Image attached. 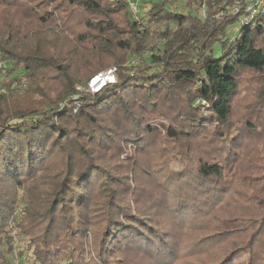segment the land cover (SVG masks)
I'll return each mask as SVG.
<instances>
[{
	"label": "trees",
	"instance_id": "obj_1",
	"mask_svg": "<svg viewBox=\"0 0 264 264\" xmlns=\"http://www.w3.org/2000/svg\"><path fill=\"white\" fill-rule=\"evenodd\" d=\"M247 1L207 0L204 16L203 0H152L140 7L141 26L125 0H0L4 10L23 8L18 16L5 11L0 25V242H12L16 227L28 239V264H111L126 249L158 259L173 252L156 209L184 220L200 195L207 206L233 193L225 158H197L191 143L236 139L230 116L243 69L259 73L264 86V15L236 31L231 12ZM78 9L95 16L87 20L90 33L75 40L65 26ZM81 43L91 45L86 59ZM111 66L115 81L87 90ZM157 137L188 143L172 165L157 169L158 204L140 195L127 171L112 173L102 155L123 143L143 150ZM245 181L264 194V176L250 173ZM257 199L248 264L253 246L264 255V195ZM89 233L91 260L84 256ZM8 263L0 253V264Z\"/></svg>",
	"mask_w": 264,
	"mask_h": 264
},
{
	"label": "rangeland",
	"instance_id": "obj_2",
	"mask_svg": "<svg viewBox=\"0 0 264 264\" xmlns=\"http://www.w3.org/2000/svg\"><path fill=\"white\" fill-rule=\"evenodd\" d=\"M136 1L142 8V12L146 10L144 6H149L152 2V0ZM22 10L23 8L7 10L0 8V25H2L5 11L17 13L18 16L22 14ZM78 10L74 19L65 26L75 40H77V35L80 32L90 33L87 20L95 16L94 14L89 15L81 9ZM191 14L196 15L197 13L192 11ZM227 34L231 38L237 35L234 26L228 30ZM84 46L79 51L81 59L82 57L86 59L91 56L90 43H86ZM214 55L217 57L221 55L220 43L216 44ZM4 60L6 59L0 53V62L4 63ZM7 64L9 65V62ZM78 65L80 66V63ZM112 67L114 66L103 71H107ZM259 76V73L247 69H243L239 76L238 89L232 101L229 128L230 132H234L232 137H236L234 141H227V143L217 141L206 144L205 140L201 139V141L192 140L191 143V146L199 148L192 152L197 158L206 156L207 152H212L214 156L217 155L219 158L220 156L225 158V162L230 168V176L234 171L233 176H231L233 184L235 183L233 193L224 197L217 205L208 204L209 202H207V206L201 203V197L203 196L200 195L201 197L193 200V205H191L189 213L187 211L188 216L184 220L175 218L168 209H165V206H160L159 210L156 209V221L167 232L169 242L173 245V252H165V256L158 259L142 250L126 249L122 253H115L109 259L111 264H214L215 262H221V264H248L250 262L249 248L245 243L253 231L251 226L253 218L250 217L249 212L250 209H253V205L258 200L257 198L264 195H258V190L253 187H245L247 184L245 179H247L248 174L255 173L261 178L264 176V96L262 94L264 86ZM91 79L88 82L87 90L94 91L90 87ZM2 80L3 76L0 79L1 83ZM154 118H156V112L150 120L154 121ZM249 123L253 124V127L247 125ZM248 127L250 130H247ZM243 135L246 138L243 139L241 146L240 144L237 145L239 148L235 151L236 148H232L230 144L236 143L238 136L242 138ZM187 144L183 141H167L157 137L153 139L149 148L143 150L139 147L135 148V144L123 143L121 149H105L102 155L105 157L106 165L114 166L112 173L123 174L124 171H127L124 176L128 182L137 187L140 195L152 202L156 201L155 203L158 204L164 198V193L162 187L157 185L160 177L157 169L161 168V165H166V163L172 165L174 162L171 161H174L173 159L176 158L177 153L183 152L182 148L186 147ZM125 158H129V160ZM195 161L197 160L195 159ZM188 164L194 165L195 163L189 162ZM261 183L262 181L258 182V184ZM191 193L196 197L195 191L191 190ZM194 203L202 206L194 208ZM16 213V216H19L20 211ZM251 213H253V210ZM9 234L13 236L14 240L12 242L6 240L0 242V253L8 259V264H28L30 262L28 257L31 253V249L28 247V239L19 235L16 227H13ZM94 239L95 237L91 233L85 239L84 256L88 260L95 256ZM253 247V252L251 251L253 253V264H264L262 247Z\"/></svg>",
	"mask_w": 264,
	"mask_h": 264
},
{
	"label": "built area",
	"instance_id": "obj_3",
	"mask_svg": "<svg viewBox=\"0 0 264 264\" xmlns=\"http://www.w3.org/2000/svg\"><path fill=\"white\" fill-rule=\"evenodd\" d=\"M128 3V7L132 14V17L139 21L140 25L143 26V20L140 16V6L136 0H125ZM202 14L206 15L207 0H203L201 6ZM231 12L237 16V27L236 31L245 25L251 23L255 18L264 15V0H248L243 6H233ZM5 66V62H0V68ZM115 67L110 68L107 71L99 72L97 75L92 77L90 87L95 91L98 90L104 83L115 81ZM63 264H72L71 260L64 262Z\"/></svg>",
	"mask_w": 264,
	"mask_h": 264
}]
</instances>
